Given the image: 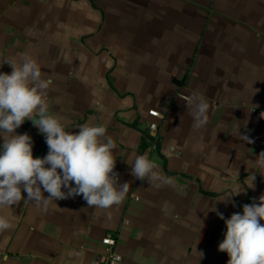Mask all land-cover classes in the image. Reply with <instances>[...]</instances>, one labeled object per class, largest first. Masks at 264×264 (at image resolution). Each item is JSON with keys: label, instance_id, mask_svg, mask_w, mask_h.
Here are the masks:
<instances>
[{"label": "crops", "instance_id": "1", "mask_svg": "<svg viewBox=\"0 0 264 264\" xmlns=\"http://www.w3.org/2000/svg\"><path fill=\"white\" fill-rule=\"evenodd\" d=\"M24 54L52 79L49 114L67 131L106 128L117 146L114 171L130 187L107 211L82 196L46 212L24 200L0 208L12 224L0 233V264H103L108 234L121 264H227L218 250L226 226L212 210L227 219L264 195L256 166L264 152V0H0V57L19 62ZM193 91L209 104L198 130L182 95ZM33 122L16 133H28L33 156L43 157L48 147ZM143 154L174 182L155 187L132 176Z\"/></svg>", "mask_w": 264, "mask_h": 264}, {"label": "clouds", "instance_id": "2", "mask_svg": "<svg viewBox=\"0 0 264 264\" xmlns=\"http://www.w3.org/2000/svg\"><path fill=\"white\" fill-rule=\"evenodd\" d=\"M4 64L12 71L10 74L0 72V137L3 138L0 144V208L18 206L24 200L46 212L52 202L76 196H82L90 208L107 211L120 206L130 184L121 183L119 174L114 171L116 157L113 152L117 146L107 135L106 128L86 123L77 133L67 131L56 115L49 114L48 90L53 81L42 78L36 60L27 54L19 62L0 57V67ZM184 100L191 110L193 129L205 127L209 104L203 94L193 91ZM26 120H35L33 125L45 138L48 152L43 157L33 156L34 141L28 133H16ZM238 139L244 144L254 143L248 134L238 132ZM256 166L264 175V152L256 157ZM131 175L155 187L174 182V178L164 175L158 163L147 154L135 158ZM255 178L254 173L248 187H254ZM244 190L238 189L235 195ZM22 192L27 193L26 199ZM44 192L48 193L47 197ZM232 196L220 201L227 203ZM242 208V214L233 213L227 219L216 208L212 210L226 226L218 250L227 253V264H264V223H261L264 221V195L258 202L244 204ZM11 228L10 221L0 215V233Z\"/></svg>", "mask_w": 264, "mask_h": 264}, {"label": "built area", "instance_id": "3", "mask_svg": "<svg viewBox=\"0 0 264 264\" xmlns=\"http://www.w3.org/2000/svg\"><path fill=\"white\" fill-rule=\"evenodd\" d=\"M186 97V94H182ZM150 114L155 116H160V112L155 109L150 110ZM151 129L156 130L158 128V124L153 122L150 125ZM103 242L108 245L107 250L104 253H101L99 256L100 262L103 264H121L123 260V256L120 252L113 248L114 244L116 243V238L112 234H108L103 238Z\"/></svg>", "mask_w": 264, "mask_h": 264}]
</instances>
